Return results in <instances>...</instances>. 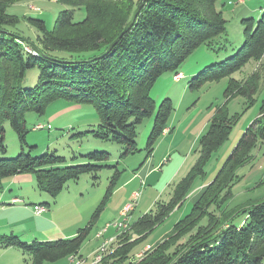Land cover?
I'll list each match as a JSON object with an SVG mask.
<instances>
[{
    "label": "trees",
    "instance_id": "trees-1",
    "mask_svg": "<svg viewBox=\"0 0 264 264\" xmlns=\"http://www.w3.org/2000/svg\"><path fill=\"white\" fill-rule=\"evenodd\" d=\"M20 1L25 0H0V153L7 152L6 121L17 133L23 150L14 158L0 157V193L5 190V179L33 174L39 190L55 198L69 181L84 174L97 180L104 165L92 161L108 158V153L94 152L83 155L86 162L64 165L63 156L50 153L34 156L25 152L29 111L44 114L58 99L92 102L100 118L94 134L124 145L123 156L135 153L137 128L156 110L151 96L154 84L166 72L179 75L182 64L196 49L211 46L227 30L218 0H144L132 28L99 57L122 33L142 0H56L70 8L59 15L52 29L42 18L26 17L40 32L38 44L16 28L22 18L7 12L10 5ZM81 8H85L86 17L76 21L75 12ZM243 22V45L230 58L206 66L192 86L230 76L249 61L264 57V12L259 19L244 18ZM55 51L89 55L65 60L54 55ZM36 66L39 82L31 88L23 87L28 71ZM259 78L256 71L245 82L230 81L225 103L217 108L207 131L200 137L198 159L175 186L171 198L157 202L155 210L129 224L118 236L117 246L99 263L264 264V193L260 198L231 205L234 186L243 178L238 169L253 158V150L264 141V99L259 116L243 133L215 178L199 191L190 212L142 256L133 255L138 245L183 206L195 181L206 175L208 164L229 139L239 117L230 115L228 101L241 95L253 104ZM172 110V100L165 98L148 139L149 155L168 127ZM120 174V171L114 174L92 219L74 236L32 242L12 237L3 242L4 246L18 247L29 255L26 264L56 263L79 255L99 213L114 193ZM256 187H264V182Z\"/></svg>",
    "mask_w": 264,
    "mask_h": 264
},
{
    "label": "rangeland",
    "instance_id": "rangeland-1",
    "mask_svg": "<svg viewBox=\"0 0 264 264\" xmlns=\"http://www.w3.org/2000/svg\"><path fill=\"white\" fill-rule=\"evenodd\" d=\"M217 5L227 20L226 33L218 36L211 46L203 45L187 58L180 69L184 76L176 78L174 73L166 72L154 84L151 96L156 102V110L137 128V152L123 156L124 145L99 138L94 134V131L98 129L100 118L92 102L58 99L47 107L44 114L34 111L27 113L26 126L29 133L25 152L30 151L34 156L47 153L63 156L66 158L64 165L86 162L87 158L83 155L94 152L108 153V158L104 161H92V163L104 165L99 171L97 180H94L91 174H84L77 180L69 181L55 198L39 190L33 174H23L27 179L14 184L12 188L6 185V189L0 193V264H26L27 260L30 261V256L23 254L20 248L4 246L3 242L9 238L17 237L26 242L55 240L59 238H50L57 236L55 235L57 230L68 235L64 238L74 236L78 230L90 222L104 199L112 177L120 171L116 186L118 189L108 198L104 209L99 213L88 238L81 247V256L75 255L73 259L70 256L56 263H45L102 264L95 262V255L97 248L107 239L99 246V240L95 234L107 224L110 231L117 229L115 223L122 222L125 218L131 224L151 209L155 210L157 202L168 201L175 186L186 176L198 159L200 137L207 131L217 108L225 103V90L230 81L235 79L238 82H245L254 72L259 71L258 90L254 95L253 104L241 95L228 101L227 108L230 115L239 114V117L233 125L229 139L208 164L206 175L195 181L183 206L175 210L163 224L134 249V257L142 256L148 250L142 251L147 243H154L164 238L173 225L190 212L199 191L215 178L243 133L259 116L264 99V57L260 61H249L230 76L208 81L200 86L191 85L206 66L230 58L243 45L245 40L243 19L250 17L259 19L264 12V0H218ZM68 8L70 7L56 0H25L10 5L7 12L22 18L16 28L23 36L29 37L31 42L38 44L37 38L40 32L35 26L29 24L26 17L42 18L47 27L52 29L59 15ZM85 17V8L76 10V21L83 20ZM52 53L65 60L89 55V53L78 55L65 51ZM38 82L39 68L36 66L28 71L22 86L31 88ZM165 98L171 99L173 103V110L167 123L170 129L166 132L169 131V133L160 136L154 145L152 155L149 156L148 139L154 127L159 105ZM5 129L7 152L0 153V157L14 158L23 151L22 144L9 121L5 122ZM29 146L34 148L31 149ZM252 155L253 158L238 169V174L243 178L234 186L235 195L231 205L263 196L264 187L256 186L259 182H264V141L253 150ZM144 167L147 172L150 168L153 169L147 178L140 174ZM178 168L179 173L173 176ZM137 172L138 176L133 177ZM9 181L10 179L4 180L5 183ZM132 188L141 191L137 201L139 204L135 206L133 213L127 216L120 215L119 208L128 199ZM13 197H18L21 202H13ZM129 200L131 203L133 197H129ZM35 205H42L46 210L37 215ZM117 244L116 241L111 244L109 252ZM137 254L141 255L137 256Z\"/></svg>",
    "mask_w": 264,
    "mask_h": 264
},
{
    "label": "crops",
    "instance_id": "crops-1",
    "mask_svg": "<svg viewBox=\"0 0 264 264\" xmlns=\"http://www.w3.org/2000/svg\"><path fill=\"white\" fill-rule=\"evenodd\" d=\"M182 76H184V74H183V72H181L179 75H177V76H175L176 78H179V77H182ZM170 128L169 127H167L166 128V130H169ZM166 133L168 134L169 133V131L168 132H164L163 133V135H166ZM162 135V136H163ZM168 149H169V147H168ZM153 153V152H152ZM152 155V154H151ZM150 156V155H149ZM154 160L152 159V162H153ZM168 164V163H167ZM153 171V169H151L150 168V170H149V172H147V169L144 167V168H142L141 169V171H140V174L142 175V177H144V178H147V177H149L150 176V174H151V172ZM179 173V168L173 173V176L175 175V174H178ZM138 176V172L137 173H135L134 174V176L133 177H137ZM132 177V178H133ZM28 178H31V177H28ZM10 179V181H9V183H5V189H6V185H8L10 188H12L13 186H14V184H16V183H19V182H21V181H23V180H26L27 178L25 177V175H23V174H20V175H16V176H14V177H12V178H9ZM127 183V182H126ZM117 187H116V189H115V191H117ZM114 191V192H115ZM137 190L136 189H133L132 188V190H131V192L129 193V197L131 198V197H133V194H134V192H136ZM171 195V194H170ZM129 197H128V199H126L125 200V202L122 204V207L121 208H119L120 209V215H122V212H123V209L126 207V205H128L129 204ZM15 198H18V197H13V199H15ZM171 198V196L169 197V199ZM12 199V200H13ZM139 204V203H138ZM137 204V205H138ZM180 209V208H179ZM179 209H177V210H179ZM135 211V208H134V210H132L130 213H133ZM132 224V223H131ZM108 225V224H107ZM107 225H106V227H107ZM106 227H104L103 229H101V230H99V232H97L96 234H95V236H96V238L99 240V246H100V244L103 242V241H105L106 239L108 240L109 238H115L116 237V242L118 241V236L121 234V231H118L117 229H115V230H111L110 231V229L108 228L106 231H105V228ZM58 232H56L57 234H55V235H57V236H53V237H51L50 239H53V238H64V237H66V236H68V235H66V234H64L63 232H60L59 230H57ZM100 232H103V234H102V236L101 237H98L97 235L100 233ZM136 237V236H135ZM163 239V237L160 239V240H162ZM159 240V241H160ZM158 242V241H157ZM157 242H150V243H147L144 247H143V250L142 251H144V250H146V249H148V246L150 245H154L155 243H157ZM98 246V247H99ZM98 249V248H97ZM96 249V250H97ZM80 256H81V254H79ZM141 254H137V256H140Z\"/></svg>",
    "mask_w": 264,
    "mask_h": 264
},
{
    "label": "built area",
    "instance_id": "built-area-1",
    "mask_svg": "<svg viewBox=\"0 0 264 264\" xmlns=\"http://www.w3.org/2000/svg\"><path fill=\"white\" fill-rule=\"evenodd\" d=\"M27 50H30L29 48H27ZM167 130L165 129L164 132H166ZM141 195V191H136L134 192L133 194V201L131 203H129L128 205H126V207L123 209V212H122V215H129V213L134 210L135 206L137 205V201L139 199ZM13 202L15 203H18V202H21L19 198H15L13 199ZM35 213L37 215H40L42 214L46 208L42 205H35ZM129 222L127 221V218H125L124 221L122 222H117L115 223V225L117 226V229L120 230L121 232L126 230L128 227H129ZM109 228V224L107 225V227L105 228V231ZM103 234V232H100L97 236L98 237H101ZM116 241V237L114 238H109L108 240H106L105 242H103L101 244V246L98 248L97 252H96V255H95V262L96 263H99L103 257L108 254L109 252V249H110V245L113 244L114 242ZM151 246L149 245L148 246V249L150 248ZM72 259H73V256H72ZM83 263V262H81Z\"/></svg>",
    "mask_w": 264,
    "mask_h": 264
},
{
    "label": "water",
    "instance_id": "water-1",
    "mask_svg": "<svg viewBox=\"0 0 264 264\" xmlns=\"http://www.w3.org/2000/svg\"><path fill=\"white\" fill-rule=\"evenodd\" d=\"M143 1L142 0L138 5L137 7L135 8L134 12H133V15L130 19V21L127 23V25L125 26L124 30L122 31V33L115 39V41L112 42V44L109 46V48L105 51V53H103L102 55H100L99 57H102L104 56L106 53H108L118 42L119 40L123 37V35L128 32L132 26L134 25V23L136 22V19L141 11V8L143 6ZM25 42H28V39H23ZM31 43V42H30ZM38 50V48H37Z\"/></svg>",
    "mask_w": 264,
    "mask_h": 264
}]
</instances>
